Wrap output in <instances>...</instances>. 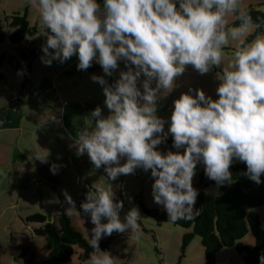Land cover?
Instances as JSON below:
<instances>
[{"label":"clouds","instance_id":"clouds-1","mask_svg":"<svg viewBox=\"0 0 264 264\" xmlns=\"http://www.w3.org/2000/svg\"><path fill=\"white\" fill-rule=\"evenodd\" d=\"M29 2L38 6L46 29L43 64H63L75 55L78 70L95 61L104 73L91 79L102 86L109 114L96 106L87 116L94 127L77 131L70 146L76 155H88L94 171L103 169L108 185L89 188L79 207L64 192L68 209L89 217L94 225L89 239L93 252L86 264H115V255L100 248V241L113 232L131 231L139 237V207L132 204L125 211L116 192L120 185L113 187L121 175L150 170L153 202L171 223L193 220L201 212L196 206L199 189L193 186L198 165L217 186L233 183L230 167L235 162L246 165L243 176L264 183V33L247 41L260 24L243 0ZM229 15L239 23L229 26ZM232 41L237 42L234 60L216 73V98L189 86L172 101L169 117L158 115L160 101L179 87L186 66L201 75L220 68ZM121 62L124 69L109 83L106 77L113 76ZM26 71L22 67L17 75ZM50 121H57L55 114L39 120L37 129ZM169 135L172 148L161 151ZM49 155L46 150L35 158L47 163ZM63 166L54 161L49 170L55 175ZM258 264H264V251L258 254Z\"/></svg>","mask_w":264,"mask_h":264},{"label":"rangeland","instance_id":"rangeland-1","mask_svg":"<svg viewBox=\"0 0 264 264\" xmlns=\"http://www.w3.org/2000/svg\"><path fill=\"white\" fill-rule=\"evenodd\" d=\"M243 4L244 7H247L248 1H243ZM12 14L26 15L30 26L37 28V34L34 37H27L18 47L9 44L8 41L0 44V54H6L5 60L0 64V72L3 74L0 79V109L9 108L12 104L15 105L12 102L13 100H10L9 94L16 98L21 97L24 100L29 91L27 81H25L23 87H16V83H19L21 77L16 75V64L12 63L11 56L20 50L25 52L33 48L41 50V45L46 40V37L42 35L46 29L41 26L38 6H33L29 0H0V20L5 24L6 17ZM228 20L229 26H233V15H229ZM254 31L247 36V41L255 38ZM236 47V41L230 42L224 49L225 57L221 67L214 68L206 74L201 75L191 65L186 66L185 73L178 78L179 87L174 89L167 98L160 101L158 115L165 118L169 117L172 101L181 92H186L189 86L194 89L201 88L206 94L215 99V89L220 82L216 73H222V70L234 60ZM42 55L41 51L40 56L34 59L33 63L39 62L43 67H46L41 62L40 57ZM72 61L75 62L69 64ZM77 63L78 58L74 55L63 64L54 61L51 66H47L50 74L61 70V78L55 84L56 88H58L59 82L65 79L72 84L71 86L76 84L78 88L86 93L102 90V86L91 79L93 74L104 75L101 66L96 65L94 61L88 69L78 70ZM121 69H124L123 62L120 63V68L114 72L113 76L106 77L109 83L118 78ZM65 71L66 73H64ZM104 99L105 96L102 98L103 102ZM31 108L34 107L27 106V109L22 113L30 112ZM101 108L105 116L109 114V110L104 104ZM165 127L167 128V125ZM159 147L161 151H167L165 145L161 144ZM9 153L10 151H8V156L5 155L0 147V264H24V261L31 254L34 255L36 264H42L44 261L48 253L45 238L33 232L40 225L26 221V217L32 213H41L46 216L47 220L50 217L52 222L54 220L56 223V216L60 208L64 209L71 218L72 226L89 242L90 229L94 225L90 222L89 217L68 209L64 192L67 191L79 207L89 188H94L96 185L107 187L108 181L103 169L94 171L87 154L78 156L75 153L72 155L71 170L65 171L60 176H54L50 170H46L47 173H45L44 178L36 175L34 177V174L30 172V179L28 180L27 177L18 174L14 169L7 170L8 167L13 168L12 161H15L14 157H9ZM236 163L239 162L233 163L231 167ZM61 170H63V167H61ZM32 179L38 180V184L35 183L36 181L31 182ZM56 180L60 182L55 187L57 193L46 184V181L53 183ZM112 183L114 188L116 185H120L116 188V192L117 197L124 201L125 211L132 204H135L141 212L138 221L140 224L138 238L137 234L131 231L127 233L113 232L111 236L100 241V243H108V249L106 250H110L115 255V264H206L204 249L199 238L194 237L189 244L183 247V236L190 233V229H184L172 223L157 225L154 219L143 212L140 204L148 209L164 212L161 206L153 202L151 195L153 178L150 176V170L144 172L142 169H137L134 174L121 175L117 181ZM193 186L199 189V192L215 195L219 193V187L215 182L205 176L202 164L198 165L197 174L193 178ZM36 189H38L37 197L32 194L29 199L24 198L27 193L36 192ZM129 196L133 198L131 203L128 200ZM41 202L43 203L41 204ZM253 211L259 215L261 228L264 231V208L259 207ZM121 216L123 217V212ZM240 243L252 248L254 239L251 233L247 232ZM81 253V249L74 247L71 261L66 264H86V262L79 260ZM213 264H243V262L234 248H223L216 253Z\"/></svg>","mask_w":264,"mask_h":264},{"label":"trees","instance_id":"trees-1","mask_svg":"<svg viewBox=\"0 0 264 264\" xmlns=\"http://www.w3.org/2000/svg\"><path fill=\"white\" fill-rule=\"evenodd\" d=\"M248 1L246 7L253 20L260 24L255 29L254 35L264 33V0H243ZM103 3V0H99ZM234 17V25L239 21ZM37 28L30 26L26 15L12 14L6 17L5 24L0 20V44L8 41L9 44L20 46L27 37H34ZM39 49L29 51H17L11 56L17 63L30 61L38 57ZM6 54H0V64L5 60ZM29 68V65H28ZM29 73L26 74L28 79ZM2 72H0V79ZM14 102L18 98H14ZM14 103V104H15ZM168 149L172 148V137L165 144ZM175 151V149H172ZM246 169L242 162L231 167L233 183L219 187L218 194L199 192L196 206L201 208L200 214L193 220H178L172 223L184 229H190V233L183 236V247L189 244L194 237L199 238L204 249L205 263L213 264L216 253L223 248H234L243 264H258V254L264 251V231L261 228L259 215L253 210L264 208V183L255 182L243 176L241 173ZM264 179V177H262ZM43 203V202H42ZM41 203V204H42ZM143 212L154 219L157 225L171 223L165 212L156 209H148L142 204ZM28 223L39 224L40 227L33 230L34 234L45 238L48 253L42 264H66L71 261L74 254V247L82 250L79 260L86 262L93 249L89 246L82 234L77 231L71 222L70 216L60 208L56 223L48 221L41 213H32L26 217ZM250 232L254 239V246L248 248L240 240ZM102 250L108 249V243H100ZM24 264H36L34 255L31 254Z\"/></svg>","mask_w":264,"mask_h":264},{"label":"crops","instance_id":"crops-1","mask_svg":"<svg viewBox=\"0 0 264 264\" xmlns=\"http://www.w3.org/2000/svg\"><path fill=\"white\" fill-rule=\"evenodd\" d=\"M73 62L75 61L69 64ZM12 63L16 64V75L18 69L26 66L27 71L23 76H20L16 87H23L27 81L29 91L24 100L18 97L16 103L14 102L15 96L9 94L10 100H13L15 105L10 104L11 108L0 109V147L5 155L8 156V151H10L9 157L15 159L12 161L13 168L8 167L7 170L14 169L18 174L27 177L28 180L30 172L34 174V177L36 175L44 178L49 166H44L35 156L37 154L45 155L47 150L50 152L48 156L50 164L55 161L65 165L63 166L64 171L60 168V172L54 175L60 176L65 171L71 170L72 155L76 153V149L70 146L72 138H75L77 131L84 127H94V123L87 116L96 106L101 107L104 104L102 101L104 93L102 90L86 93L76 84L71 86L72 84L65 79L61 80L56 88L55 84L61 78V70L54 74L51 73V75L48 73L47 65L43 67L39 62L33 63V60L29 64L24 62L20 64L16 60H12ZM96 65L100 67L98 63ZM27 72L29 73L28 79L25 78ZM29 105L34 108L23 114L22 111H25ZM52 114L56 115L57 121H50L44 128L37 129V122ZM58 155L59 160L57 159ZM8 163L10 164L9 161ZM33 181L37 183L38 180L32 179L31 182ZM59 183V180L53 183L46 181V184L55 192V187ZM37 193L38 189L36 192L27 193L24 198L29 199L32 194L37 197Z\"/></svg>","mask_w":264,"mask_h":264},{"label":"built area","instance_id":"built-area-1","mask_svg":"<svg viewBox=\"0 0 264 264\" xmlns=\"http://www.w3.org/2000/svg\"><path fill=\"white\" fill-rule=\"evenodd\" d=\"M14 100H16V99H14ZM44 165H50V162L48 161L47 163H43ZM60 172V170H58V172L57 173H59Z\"/></svg>","mask_w":264,"mask_h":264},{"label":"water","instance_id":"water-1","mask_svg":"<svg viewBox=\"0 0 264 264\" xmlns=\"http://www.w3.org/2000/svg\"><path fill=\"white\" fill-rule=\"evenodd\" d=\"M48 221H51V218L50 217L48 218Z\"/></svg>","mask_w":264,"mask_h":264}]
</instances>
